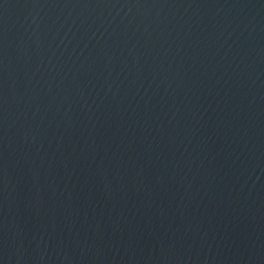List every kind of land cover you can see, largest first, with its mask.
Segmentation results:
<instances>
[{
    "label": "water",
    "instance_id": "obj_1",
    "mask_svg": "<svg viewBox=\"0 0 264 264\" xmlns=\"http://www.w3.org/2000/svg\"><path fill=\"white\" fill-rule=\"evenodd\" d=\"M0 264H264V0H0Z\"/></svg>",
    "mask_w": 264,
    "mask_h": 264
}]
</instances>
